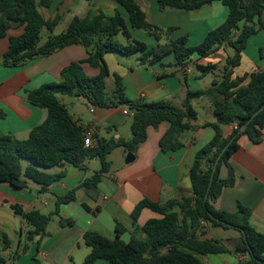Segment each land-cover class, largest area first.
<instances>
[{
  "label": "trees",
  "instance_id": "1",
  "mask_svg": "<svg viewBox=\"0 0 264 264\" xmlns=\"http://www.w3.org/2000/svg\"><path fill=\"white\" fill-rule=\"evenodd\" d=\"M114 1L128 13L129 24L120 11L108 17L99 10L89 12L84 17H75L66 31L54 34L61 17L46 20L39 10L51 6L52 0H0V37L8 36L9 40L8 50L3 56L4 65L18 66L72 45H81L88 51L85 60L74 61L63 69L60 81L43 84L28 92L29 102L47 108L48 117L33 128L26 139H18L13 134L0 136V182L25 189L28 180H32L47 190L63 179L65 173L53 174L44 169L67 164L84 168L85 161L95 158L101 162L100 171L65 196L57 197L56 209L52 214L12 205V209L31 228L26 242L33 241L36 236L40 239L46 236L52 216L58 213L61 204L76 199L78 188H97L103 175L111 170L112 162L108 157L115 148L123 147L127 153L135 154L147 138L148 127L168 124L166 133L160 139L163 152L184 147L185 133L198 127V113L192 100L207 96L215 106L217 121L209 124L215 131L213 138L195 153L190 169L192 195L166 203L153 202L147 198L140 201L132 212L133 219L137 220L145 208L154 211L159 217L136 226L128 240L121 237L127 228L120 223L116 226L115 239L87 232L84 242L91 251L82 264H94L97 260H107L111 264H204L202 256L229 252L248 256V264H264V234L251 224L250 209L240 205L236 213H227L215 207L223 188L235 182L229 160L239 149V138L247 135L255 144L263 140L264 72L257 71L236 78L233 76L234 70L241 64L249 38L264 27V0H156L162 10H194L214 1H221L228 7L224 22L211 30L196 46L188 44L187 36L171 39V29L148 22L136 0ZM13 28H22L23 31L19 35L9 36ZM130 28L153 36L159 42L158 45L149 48L146 43L134 39ZM43 30L47 31L48 38L40 44ZM120 33L127 38L128 45L113 39ZM222 46L232 49L233 53L228 55L221 69L217 64L198 65L201 75L214 72L211 87L207 90H188L182 107L171 105L165 100H131L124 93L122 78L118 74L114 75L116 88L113 93L108 94L106 91V79L111 75L105 60L107 53L117 52L125 56L138 53L144 62H157L171 53L174 66L183 68L194 55L205 57ZM85 63L98 68L99 73L89 76L84 70ZM58 95L84 97L91 105L100 108L127 106L132 115V137L129 140L121 137L105 138L93 131L94 143L86 146L85 134L90 129L73 118ZM260 109L246 131L239 133L240 128ZM232 124H236V127L229 136H225L223 127ZM226 145L228 147L218 162L209 198L204 203L212 169ZM24 160L29 162L26 167L22 163ZM224 166L230 169L227 179L221 178ZM207 226L234 229L239 233V240L229 249L219 240L199 239L197 232ZM27 246L23 245L20 251L15 252V256L25 253ZM0 264H8L7 258L0 255Z\"/></svg>",
  "mask_w": 264,
  "mask_h": 264
},
{
  "label": "crops",
  "instance_id": "2",
  "mask_svg": "<svg viewBox=\"0 0 264 264\" xmlns=\"http://www.w3.org/2000/svg\"><path fill=\"white\" fill-rule=\"evenodd\" d=\"M136 1L145 12L148 22L171 29V39L187 36L190 46L200 44L228 15V7L221 1H214L194 10H162L156 0ZM39 10L46 20L60 16L61 23L66 19L64 31L75 17H84L89 12L99 10L104 11L108 17L120 11L129 24L128 13L114 0H52L51 6L41 7ZM262 21L264 23V13ZM22 31V28H13L8 35H19ZM130 31L134 39L146 43L149 48L156 47L159 43L142 30L130 28ZM8 47V36L0 37V136L13 134L18 139H26L31 130L48 117L47 108L29 102L28 92L43 84L60 81L63 69L74 61L85 60L88 51L81 45H72L18 66H6L3 64V56ZM232 53V49L222 46L205 57L194 55L183 68L174 66V56L171 53L154 63L142 61L137 54L139 60L123 64L119 73L111 70L108 53L105 60L111 74H118L122 78L124 93L131 100H165L171 105L182 107L188 90H207L212 85L214 72L201 75L198 65L217 64L221 69ZM83 66L89 76L99 73L98 68L87 63ZM257 71L264 72V27L249 38L241 64L234 70L233 77ZM85 100L88 101L86 98ZM85 100L74 101L76 114H72L65 104L78 123L97 132L99 137L124 138L122 131L132 119L127 106L100 108L89 102L87 105ZM192 104L198 113V127L185 133L184 147L163 152L160 139L166 133L168 124L148 127L147 138L139 145L134 162H123L117 168L112 164L110 172L103 175L95 190L78 188L76 199L61 204L58 213L52 216L47 234L42 239L36 236L33 241L26 242L31 228L12 209V205H20L25 210H39L43 214L54 213L57 197L65 196L85 179L100 171V160L97 163L85 161L84 168L67 164L44 169L53 174L62 171L65 173L63 179L47 190L32 180H28L25 189L0 182V255L7 258L8 264H82L91 251L84 242L87 232L115 239L116 226L120 223L127 228V232L121 237L128 240L136 226L159 217L154 211L145 208L137 220L133 219L132 212L140 201L147 198L153 202L166 203L192 195L190 169L195 153L213 138L215 131L209 124L217 121L215 106L209 97H197L192 100ZM124 110L130 113L125 114ZM87 111L89 118H79V115H85ZM235 127L236 124L224 126L225 136H229ZM124 135L129 137L126 129ZM238 143L239 149L229 160L235 182L223 188L215 207L227 213H236L240 205L249 208L251 224L264 234V129L261 143H253L247 135H242ZM22 163L24 167L29 164L24 161ZM230 169L226 166L222 168V179L230 176ZM217 229L221 227L207 226L196 235L202 240H219L232 249L239 240V233L225 235V231ZM25 244L28 245L27 251L15 256V252L20 251ZM248 259L246 255L231 252L202 256L204 264H248ZM94 264L111 263L97 260Z\"/></svg>",
  "mask_w": 264,
  "mask_h": 264
},
{
  "label": "rangeland",
  "instance_id": "3",
  "mask_svg": "<svg viewBox=\"0 0 264 264\" xmlns=\"http://www.w3.org/2000/svg\"><path fill=\"white\" fill-rule=\"evenodd\" d=\"M67 26V20H63L59 25L58 27L56 28L54 34H59V33H62L65 28ZM48 38V34H47V31L46 30H43L42 32V39H41V42L40 44H43L46 42ZM114 40H116L117 42H119L120 44H123V45H128V40L127 38L122 34L120 33L119 35H117L116 37L113 38ZM138 54V53H137ZM137 54H134L132 56H125V55H122L120 53H117V52H113V53H108V62H109V65L111 67V70L112 71H116V72H120V70L123 68V64L127 63L128 61V64H130L131 62H137L139 59H138V56ZM119 58L121 60H119ZM149 63H154L152 61H148ZM156 62V61H155ZM116 88V84H115V77L111 74L107 79H106V91L108 94H112L113 91L115 90ZM59 99L61 100V102H63L64 104L67 105V107L69 108L70 112L72 114H76V109H74L73 107V103L76 99H82V100H85L84 97H77V96H69V95H58ZM86 101V100H85ZM86 103L87 105L88 104V101L84 102ZM83 109H85V107H82ZM77 116V115H76ZM89 114H88V111L85 115H79V118H82V120H86L87 118H89ZM131 121L132 119L128 122V127L126 126L124 129H123V136L126 140H128L127 138H131L132 137V133H131ZM125 129L127 132H129V137H125ZM126 151L124 150L123 147H117L115 148L112 153L109 155L108 159L112 162L114 168H117L119 166V164H123V162H125V159H126V156L127 154H125ZM89 161H94V163H97L98 159H90V160H87V162ZM96 161V162H95ZM24 162H28L27 160H24ZM217 230H222V231H225V235H229V234H233V233H238L236 230L234 229H217Z\"/></svg>",
  "mask_w": 264,
  "mask_h": 264
},
{
  "label": "water",
  "instance_id": "4",
  "mask_svg": "<svg viewBox=\"0 0 264 264\" xmlns=\"http://www.w3.org/2000/svg\"><path fill=\"white\" fill-rule=\"evenodd\" d=\"M261 110H262V109L258 110L253 116L250 117V119L248 120V122L245 123V124L240 128L239 133H244V132L246 131L247 127L249 126V123L251 122V120H252V119H253V118H254V117H255V116H256ZM227 147H228V145L225 146V148L223 149V151L219 154V156H218L217 159H216V162H215L214 167H213V169H212V173H211V177H210V181H209L208 191H207V194H206V196H205V198H204V203H206L207 200H208V198H209V190H210L211 185H212V183H213V181H214V178H215V173H216V170H217L218 162H219V160H220L222 154L224 153V151L226 150ZM134 160H135V154L132 153V152H128V153H127V156H126V159H125V163H126V164H130V163L134 162ZM223 223L226 224V222H223Z\"/></svg>",
  "mask_w": 264,
  "mask_h": 264
},
{
  "label": "built area",
  "instance_id": "5",
  "mask_svg": "<svg viewBox=\"0 0 264 264\" xmlns=\"http://www.w3.org/2000/svg\"><path fill=\"white\" fill-rule=\"evenodd\" d=\"M125 114H129L130 112L128 110H124ZM92 134L93 131L92 130H88L85 134V145L86 146H90L94 143V140L92 139Z\"/></svg>",
  "mask_w": 264,
  "mask_h": 264
}]
</instances>
